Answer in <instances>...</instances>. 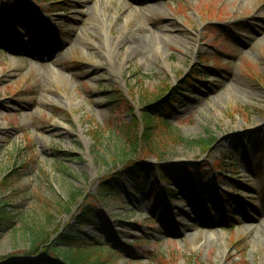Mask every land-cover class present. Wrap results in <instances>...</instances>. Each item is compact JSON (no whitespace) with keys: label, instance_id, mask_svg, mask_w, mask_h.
Here are the masks:
<instances>
[{"label":"rangeland","instance_id":"1","mask_svg":"<svg viewBox=\"0 0 264 264\" xmlns=\"http://www.w3.org/2000/svg\"><path fill=\"white\" fill-rule=\"evenodd\" d=\"M164 27L179 38L156 36L146 56L119 46ZM185 79L166 125L153 114L150 147L164 153L135 158L196 165V192L165 196L157 173L144 193L126 181L95 199L129 141L144 143L145 107ZM0 202L12 217L0 257L28 261L35 226L61 261L56 236L93 204L80 235L111 248L107 264H264V0H0Z\"/></svg>","mask_w":264,"mask_h":264},{"label":"trees","instance_id":"2","mask_svg":"<svg viewBox=\"0 0 264 264\" xmlns=\"http://www.w3.org/2000/svg\"><path fill=\"white\" fill-rule=\"evenodd\" d=\"M190 83L191 80L186 79L180 83L179 87L171 91V95L169 97L166 98V95H163L161 97H157V99L152 103H148L142 112L145 123V132L142 138L144 143H141L140 140H137L135 144L134 139L129 141L131 144H133V149L131 154H126L122 158L123 160L121 159L122 162L124 161L127 164L124 173L117 172L107 179H102L98 186V197H96V199L104 200L105 198L109 197H114L117 199L120 197L118 194L119 185L125 183L127 178L136 184H140L148 176L155 177V173L157 172L160 173V176L165 181L178 186L182 192H185L191 187L193 181L195 180L193 173L200 171L198 168H196V166L178 165L172 168L162 165L149 166L144 165L143 160L136 161L135 158L140 155V151L142 150L151 151L156 155L159 153H164L161 150H155L154 148L150 147L152 145V141L150 140V129L153 131L158 128L153 114H162L163 117L158 116L157 120L161 121L160 126H165L167 122V118L165 117L166 112H170L173 104L179 98L183 97L184 93L190 89ZM214 142V138H209L205 140H198L195 142V144L201 146L203 150L208 151L211 149ZM193 144L194 142L192 145ZM8 183L9 178H6L3 184L7 185ZM168 193L174 196V198H177L178 192L168 190ZM81 210L82 214L75 218L73 224L66 227L65 233H61L60 235L56 236L55 243H58L63 247H67L70 251L69 255L64 254L62 256V262L59 261L60 256L57 254L54 246L50 243L52 238V232L50 231V228H37L33 226L29 228L28 234L30 249L25 253V255L30 258H37L32 261L11 263L7 261L9 257H0V264H89L96 255L100 256L102 253L98 246L86 243L80 235V231L85 227L96 225V211L93 204H87L83 206ZM11 222L12 217L10 214L4 211V204H2L0 206V229H3L4 227L8 229L11 228ZM3 225L5 226L3 227ZM53 231L56 232L57 230ZM108 259H111V256H106L103 261H98L95 264H107Z\"/></svg>","mask_w":264,"mask_h":264},{"label":"bare ground","instance_id":"3","mask_svg":"<svg viewBox=\"0 0 264 264\" xmlns=\"http://www.w3.org/2000/svg\"><path fill=\"white\" fill-rule=\"evenodd\" d=\"M161 31L163 34L162 33H156L155 35L151 34L150 36L145 35L148 32V29L143 30L144 34L141 36H138V37H134L132 34H130L129 36L125 37L123 40L119 41V46H122L124 44L127 45L129 47L130 52H131V54H128L129 56H134V55H138V54L146 56L148 51L151 50L150 48H151L152 43L155 40L156 36L162 37V38L163 37L169 38L172 36V35H170L171 30L169 27H164L163 29H161ZM172 37L174 38L175 36H172ZM175 38L178 39L179 37H175ZM155 46H156V44H155ZM157 50L160 51L162 49L158 46ZM31 63H32V61H31ZM158 185L159 184H156V188L159 187ZM140 186H141V188H143L142 184ZM171 187H172V189H174L173 191H175V190L177 191V188L175 187L174 184L171 185ZM166 190L168 191L170 189L168 188ZM190 226H192V225L184 224L182 226L184 232L193 231L192 227H190ZM193 237H195V235L191 234V236L189 238H193Z\"/></svg>","mask_w":264,"mask_h":264},{"label":"water","instance_id":"4","mask_svg":"<svg viewBox=\"0 0 264 264\" xmlns=\"http://www.w3.org/2000/svg\"><path fill=\"white\" fill-rule=\"evenodd\" d=\"M11 259H13V258H11ZM11 259H9V260H7L8 262H11V263H17V262H24V261H18V260H11ZM28 261H32L31 259H29Z\"/></svg>","mask_w":264,"mask_h":264}]
</instances>
